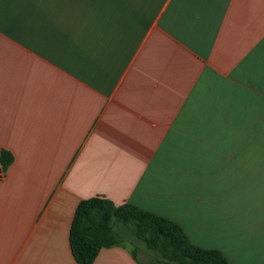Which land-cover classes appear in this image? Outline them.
<instances>
[{
	"label": "crops",
	"instance_id": "0c3cea01",
	"mask_svg": "<svg viewBox=\"0 0 264 264\" xmlns=\"http://www.w3.org/2000/svg\"><path fill=\"white\" fill-rule=\"evenodd\" d=\"M2 148L0 264H79L96 194L264 264V0H0Z\"/></svg>",
	"mask_w": 264,
	"mask_h": 264
},
{
	"label": "trees",
	"instance_id": "16d2710c",
	"mask_svg": "<svg viewBox=\"0 0 264 264\" xmlns=\"http://www.w3.org/2000/svg\"><path fill=\"white\" fill-rule=\"evenodd\" d=\"M12 159L10 150H0V172ZM121 228L149 252L146 264H228L220 250L195 244L173 219L99 194L79 199L74 208L68 232L74 259L91 264L101 247L124 244ZM133 245L136 256L141 245Z\"/></svg>",
	"mask_w": 264,
	"mask_h": 264
},
{
	"label": "rangeland",
	"instance_id": "374dc122",
	"mask_svg": "<svg viewBox=\"0 0 264 264\" xmlns=\"http://www.w3.org/2000/svg\"><path fill=\"white\" fill-rule=\"evenodd\" d=\"M122 234H123V240L127 243V244H138L143 246L134 236H132V234L129 232L128 229L126 228H121Z\"/></svg>",
	"mask_w": 264,
	"mask_h": 264
},
{
	"label": "built area",
	"instance_id": "2783aa9c",
	"mask_svg": "<svg viewBox=\"0 0 264 264\" xmlns=\"http://www.w3.org/2000/svg\"><path fill=\"white\" fill-rule=\"evenodd\" d=\"M2 172V171H1ZM1 172H0V174H1Z\"/></svg>",
	"mask_w": 264,
	"mask_h": 264
}]
</instances>
